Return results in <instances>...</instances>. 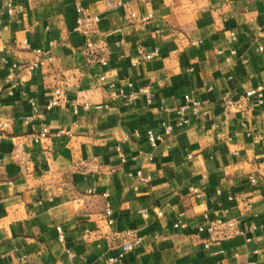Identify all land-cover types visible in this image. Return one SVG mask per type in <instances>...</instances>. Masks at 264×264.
Here are the masks:
<instances>
[{
    "label": "crops",
    "instance_id": "0c3cea01",
    "mask_svg": "<svg viewBox=\"0 0 264 264\" xmlns=\"http://www.w3.org/2000/svg\"><path fill=\"white\" fill-rule=\"evenodd\" d=\"M261 26L264 0H0V82L19 81L0 95V264H98L126 231L143 240L117 264H264V104L224 105L264 84ZM37 48L52 61L25 69ZM110 81L148 86L152 101ZM56 88L68 101L47 110ZM188 99L204 112L165 133L177 115L163 107ZM224 209L237 230L205 248Z\"/></svg>",
    "mask_w": 264,
    "mask_h": 264
},
{
    "label": "built area",
    "instance_id": "2783aa9c",
    "mask_svg": "<svg viewBox=\"0 0 264 264\" xmlns=\"http://www.w3.org/2000/svg\"><path fill=\"white\" fill-rule=\"evenodd\" d=\"M83 9L80 8L79 11H82ZM13 11V6L12 3L9 1L8 2V12L11 13ZM133 16L135 15L134 13L132 14ZM143 20H146L144 18ZM85 18L79 17L77 19L78 27L82 26L84 24ZM260 34L264 36V26H261L259 28ZM230 36L232 39H236V33L231 32ZM89 46H92V43H88ZM260 49H263V46L260 47ZM38 56V59L35 60L32 63H29L26 65L25 69L33 71L40 67L45 61H52V56L50 55L49 52L42 51L41 49L37 48L34 50ZM232 54H236L237 50L233 48L231 50ZM144 59H150L153 57V53H143L142 54ZM106 63V62H104ZM18 66L17 63H13L12 67ZM101 81L106 80V75H101L100 77ZM20 81H23V78L20 79ZM19 81L16 80L11 73L6 75L4 80L0 82V95H6L9 97H13L16 94V91L18 89ZM126 86L130 88L129 90L126 89ZM108 87L116 91V93L122 97L125 101L127 102H133L141 97H145L149 102L152 101L153 98V93L149 89L148 86H141L138 88H133V82L128 81L126 85H119L115 81H110L108 82ZM246 101V103L251 107L254 108L256 106H261L264 104V84H260L257 87H251L247 89L243 95V97L239 100H233L228 96L224 97V105L226 108H231V107H239L241 105L240 101ZM68 97L64 93V91L61 88H56L53 92V95L47 100L45 104V108L47 110H52L55 107L61 105L63 102H67ZM30 104L33 109V115L34 116L36 113L39 112V107L37 104V101L35 99H30ZM101 105H98L100 107ZM74 111L78 112V104H75L74 106ZM83 107L86 109H89L91 107V104L89 102H85L83 104ZM164 110L173 112L177 115V118L174 123H165L163 122V127H164V132L165 133H171L175 127H183L185 125H188L191 123L190 117L187 115V111H190L193 115L195 116H200L204 111H202V103L199 100L196 99H188L186 103L181 104V105H176V106H167L163 107ZM31 116V117H32ZM250 121V119L248 120ZM10 125L9 121H1L0 122V130L5 129ZM50 133V130L48 127H43L40 131H38L35 134L34 140L36 142L42 141L44 138L48 137ZM251 133V131L249 132ZM147 137L150 145L152 147H156L158 142L163 139L162 134H157L153 129H149L147 131ZM260 139H263V135H259ZM138 176L141 177L142 174L141 172H138ZM143 179V178H142ZM251 181L253 183L256 182V177L252 176ZM107 215L112 214V210L108 209L106 211ZM228 214V209H224L222 211V216L218 217L214 221H209L207 226L205 227L206 230L209 232L211 235V239L207 240L204 243L205 248H209L211 241L213 240V236L217 233H222L224 237H230L236 232V226H237V221L225 218ZM144 215L147 216L148 213L144 211ZM204 217L206 219L209 218L208 213L204 214ZM109 223H112L113 220L111 218L108 219ZM187 225L185 222L178 220L174 223V227H180V228H185ZM58 231V236L60 241L65 240V233L64 230L61 226L57 227ZM128 237H126L122 244L120 245L119 252L116 255L110 256L107 259L102 260L98 264H117L120 261H122L126 254L135 250L138 248L141 243L143 238L140 235H135L133 234V237H131L132 233L131 231H126L125 232ZM264 250V249H263ZM70 255H73L71 250H68ZM256 252H259V250H256Z\"/></svg>",
    "mask_w": 264,
    "mask_h": 264
}]
</instances>
